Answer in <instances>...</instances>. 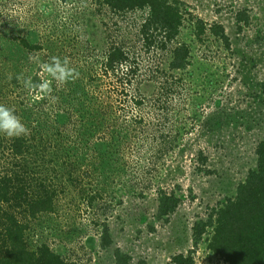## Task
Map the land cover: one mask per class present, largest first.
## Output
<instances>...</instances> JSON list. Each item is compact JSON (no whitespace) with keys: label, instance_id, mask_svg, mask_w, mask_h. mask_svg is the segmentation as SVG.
Masks as SVG:
<instances>
[{"label":"rangeland","instance_id":"374dc122","mask_svg":"<svg viewBox=\"0 0 264 264\" xmlns=\"http://www.w3.org/2000/svg\"><path fill=\"white\" fill-rule=\"evenodd\" d=\"M101 1L0 0L3 90L14 89L20 96L26 92L23 83L19 80L15 85L12 78L23 75L26 79L28 67L33 65V76L46 74L38 68L39 54L21 47L24 37L42 46L44 54L49 50L69 54L74 46L80 51L85 47L104 51L113 43H121L131 62L134 59L140 66L138 80L133 83L123 86L113 74L99 72L103 81L86 85L87 103L91 105L82 112L74 107L73 120L67 119L61 126V141L72 152L78 145L87 159L93 160L88 150L96 139L121 136L125 131L119 128L122 125L128 135L114 146L112 139L108 140L110 173L92 169L88 175L82 174L85 192L73 186L76 176L75 180L65 176L62 182H66L67 191L60 196L56 213L43 215L31 225L27 247L35 250L48 244L78 264H117V251L131 257L128 264H168L172 256L193 250L195 264H221L212 260L207 247L213 227L195 245L193 226L206 220L228 198H234L239 183L257 168L256 150L264 139V17L240 32L233 27L236 8L232 7L240 6L241 0H179L208 29L213 23L223 25L231 46L225 49L212 36L204 43L198 41L186 22L175 41L190 46V65L186 71L166 74L171 58L168 51L150 55L139 48V27L147 12L115 14ZM255 4L256 0H249L250 6ZM64 24L69 26L67 30ZM101 57L93 51L90 64ZM80 77L84 82L88 78L83 73ZM165 86V90L160 89ZM64 93L69 95V89ZM138 94L145 98L142 107L135 104ZM51 99L65 107L67 97L57 93ZM1 103L14 107L7 99ZM44 106V111L53 109L49 102ZM30 110L27 107L26 112ZM32 110L31 114L38 112ZM132 115L142 117L143 125L133 124L134 120H129ZM80 121L88 122L77 127ZM53 140L57 143L56 134ZM161 189L174 192L181 200L169 223L157 219ZM91 196L97 200L89 204ZM101 204H109L108 211ZM105 223L111 237L107 248L102 244Z\"/></svg>","mask_w":264,"mask_h":264},{"label":"trees","instance_id":"16d2710c","mask_svg":"<svg viewBox=\"0 0 264 264\" xmlns=\"http://www.w3.org/2000/svg\"><path fill=\"white\" fill-rule=\"evenodd\" d=\"M241 2L240 6L232 7L236 8L233 11V27L240 32L251 28L255 21L264 17V2L262 0H256L254 6L249 5V0H241ZM101 4L115 14L132 11L147 12L139 27L137 38L139 48L150 55L151 53L157 54L160 50L168 51L171 58L165 68L166 74L186 71L190 65V46L186 42L175 41L186 22L189 23L190 28L193 27L192 33L198 38V41L204 43L207 36H212L225 49H230L231 44L226 35L227 29L223 25L213 23L208 29L204 21L196 18L192 12L186 11L188 6L179 0H102ZM182 5H184L183 9ZM256 7L259 10H255ZM62 26L64 30L69 27L66 24ZM173 43L175 45H172ZM20 45L30 53L32 51L38 53L41 63L48 61L53 55L63 58L64 56L69 57L70 54V57L76 61V68L80 75L83 73L88 78L84 82V79L79 77L75 82H69L62 86L64 91L66 88L69 89V95L60 88L57 89L55 84L53 85L52 95L58 93L67 97L66 102L64 101L65 107L58 102L54 103L52 99L49 100V97L35 99L34 94H29L28 90L21 96L14 89L3 90L1 86H4L3 79L0 78V103L5 99L11 101L16 113L31 130L29 136L19 138L0 135V264H78L69 261L65 255L57 252L48 244H42L35 250L29 249L26 235L32 229L31 225L43 215L56 213L59 198L67 191L66 182H62L65 176L72 177L74 180L76 179L74 176H76V184L73 186L80 192H85L81 184L83 173L88 175V171L92 169L102 170L104 175L111 172L110 163L106 161V154L110 146L106 145L110 139H112L113 146L120 139L123 141L128 135L126 126L119 127L121 130H125L121 136L114 134L107 139L95 140V145L88 150L90 157H94L93 160H88L78 145L74 146V152L70 151L71 148L67 143L61 141V137H63L61 126L67 119L73 120L71 112L74 107L77 112H82L87 109L86 106L91 105L87 103L86 85L92 86L93 83L102 82L103 78L99 77V72L105 76L113 74L114 79L124 86L128 82L133 83L136 79L138 80L140 66L134 59L131 62L130 54L121 43H113L104 51L91 47H85L80 51L77 50V46H74L70 48L69 54L66 50L59 52L49 50L44 54L45 49L43 50L42 46L31 44L30 38L26 37L22 38ZM93 51L94 53L95 51L99 52L102 57L90 64L93 59ZM98 62L101 65H94ZM33 66L28 67L27 74L28 77L33 78L34 82L48 78L47 74L33 76V73H30L34 71ZM38 68L40 69V67ZM158 70L162 73L160 65ZM12 80L15 85L20 83L15 76ZM160 89L165 90L166 86ZM138 90L140 89L138 88ZM167 91L169 92L171 89L167 88ZM22 95L24 96L22 97ZM136 99L135 104L142 107L145 99L143 95L138 94ZM48 102L53 106V109L42 110ZM27 107L33 109V112H38L34 114L30 113L31 110L26 112ZM70 107L72 109L68 111ZM131 117L129 120H134L133 124L143 125L142 117L138 118L134 115ZM85 122L88 121L77 122V127H80L81 124L84 126ZM160 122V120L157 122V130H160ZM55 134L57 143H53ZM138 135L141 136V134ZM256 154L258 157L257 168L251 170L245 181L239 183L236 196L228 198L227 203L220 208L213 209L206 220H200L193 226L192 240L195 245H198L204 236L209 234L207 229L213 227L211 229L213 236L206 239L207 247L212 260L221 264H264V139L259 142ZM202 161L205 163L207 159L203 158ZM85 165H88L89 168L86 169ZM157 199V219L163 223H169L170 216L177 212L181 200L174 192L168 193L165 189L158 191ZM96 200V196H91L88 203H93ZM101 208L108 211L110 205L101 204ZM105 210L102 211V214L105 213ZM102 240L103 248H107L111 244L109 227L106 223L102 230ZM194 251L172 256L168 264H195ZM116 260L117 264H128L131 257H123L117 251ZM139 264L145 263L141 261Z\"/></svg>","mask_w":264,"mask_h":264},{"label":"clouds","instance_id":"9594fccd","mask_svg":"<svg viewBox=\"0 0 264 264\" xmlns=\"http://www.w3.org/2000/svg\"><path fill=\"white\" fill-rule=\"evenodd\" d=\"M29 59L33 60V57L30 55ZM39 67L42 72L47 74L48 78L34 82L32 77L25 79L23 75L17 76V79L29 91V94H34L35 99L51 97L54 84L58 89L69 82H75L80 77V72L72 66L71 59L68 56L61 58L53 55L48 61L40 63ZM30 132L31 130L23 123L14 107L0 103V133L9 138H19L29 136Z\"/></svg>","mask_w":264,"mask_h":264}]
</instances>
